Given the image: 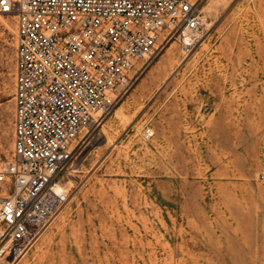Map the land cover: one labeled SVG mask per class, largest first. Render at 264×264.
<instances>
[{"label": "rangeland", "instance_id": "1", "mask_svg": "<svg viewBox=\"0 0 264 264\" xmlns=\"http://www.w3.org/2000/svg\"><path fill=\"white\" fill-rule=\"evenodd\" d=\"M201 11L192 55L172 43L136 62L20 264H264V0ZM16 41L17 18L0 14V170L14 153Z\"/></svg>", "mask_w": 264, "mask_h": 264}, {"label": "built area", "instance_id": "2", "mask_svg": "<svg viewBox=\"0 0 264 264\" xmlns=\"http://www.w3.org/2000/svg\"><path fill=\"white\" fill-rule=\"evenodd\" d=\"M202 0H0L17 18L15 141L0 170V264H20L62 213L79 143L134 86L138 60L193 54Z\"/></svg>", "mask_w": 264, "mask_h": 264}, {"label": "bare ground", "instance_id": "3", "mask_svg": "<svg viewBox=\"0 0 264 264\" xmlns=\"http://www.w3.org/2000/svg\"><path fill=\"white\" fill-rule=\"evenodd\" d=\"M208 24V23H207ZM209 26V25H208ZM205 27H206V23H205ZM206 29H208V28H205V30ZM202 37V36H201ZM200 40H201V38H200ZM201 43V42H200ZM198 48V47H197ZM57 190L59 191V192H62V193H64V194H66V186L63 184V183H58V185H57Z\"/></svg>", "mask_w": 264, "mask_h": 264}]
</instances>
